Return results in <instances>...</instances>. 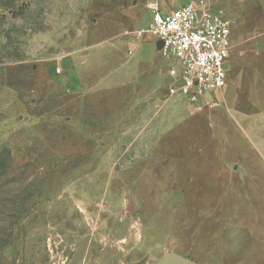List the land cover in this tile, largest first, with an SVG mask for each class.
I'll return each mask as SVG.
<instances>
[{
  "label": "rangeland",
  "instance_id": "1",
  "mask_svg": "<svg viewBox=\"0 0 264 264\" xmlns=\"http://www.w3.org/2000/svg\"><path fill=\"white\" fill-rule=\"evenodd\" d=\"M208 2L233 42L199 110L154 0H0V264H264V0Z\"/></svg>",
  "mask_w": 264,
  "mask_h": 264
},
{
  "label": "built area",
  "instance_id": "2",
  "mask_svg": "<svg viewBox=\"0 0 264 264\" xmlns=\"http://www.w3.org/2000/svg\"><path fill=\"white\" fill-rule=\"evenodd\" d=\"M165 1L155 0L149 31L163 43L167 76L173 80L169 94L199 110L213 107L229 79L232 22L212 9L208 0H197L173 12L159 7ZM61 73L59 69L57 74Z\"/></svg>",
  "mask_w": 264,
  "mask_h": 264
},
{
  "label": "crops",
  "instance_id": "3",
  "mask_svg": "<svg viewBox=\"0 0 264 264\" xmlns=\"http://www.w3.org/2000/svg\"><path fill=\"white\" fill-rule=\"evenodd\" d=\"M155 3V0H154ZM189 3V0H166L164 3H160L159 7L164 11H170L173 12L174 10L187 5ZM157 48V43H156Z\"/></svg>",
  "mask_w": 264,
  "mask_h": 264
},
{
  "label": "water",
  "instance_id": "4",
  "mask_svg": "<svg viewBox=\"0 0 264 264\" xmlns=\"http://www.w3.org/2000/svg\"><path fill=\"white\" fill-rule=\"evenodd\" d=\"M157 47L161 50L163 47V43L161 41L157 42ZM167 264H192L189 260L183 258V257H175L174 259H171L168 261Z\"/></svg>",
  "mask_w": 264,
  "mask_h": 264
}]
</instances>
